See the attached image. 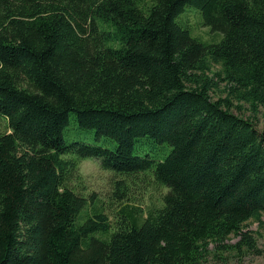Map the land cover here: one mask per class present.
<instances>
[{"label": "trees", "instance_id": "trees-1", "mask_svg": "<svg viewBox=\"0 0 264 264\" xmlns=\"http://www.w3.org/2000/svg\"><path fill=\"white\" fill-rule=\"evenodd\" d=\"M150 1L0 0V264H202L211 245L257 248L264 0ZM188 4L220 41L192 34ZM88 157L119 176L114 222L77 188ZM138 173L168 189L159 205L124 202Z\"/></svg>", "mask_w": 264, "mask_h": 264}, {"label": "rangeland", "instance_id": "rangeland-1", "mask_svg": "<svg viewBox=\"0 0 264 264\" xmlns=\"http://www.w3.org/2000/svg\"><path fill=\"white\" fill-rule=\"evenodd\" d=\"M141 1L151 2L150 0ZM184 12L180 19L188 22L193 35L208 43H215L222 39L223 35L221 32L213 31L210 27L203 24L201 12L194 5H186ZM186 22L182 23L187 24ZM244 114L245 116L251 114L253 117V113L249 109H245ZM254 119L260 131L264 134L263 108ZM7 130H9L8 120L6 117L0 115V132ZM78 174V180H81V185L85 188L76 185L77 188L82 189L85 194H90L93 191L96 192V197L104 204L110 219L114 222L116 210L120 208L119 204L121 202L115 199L114 195L116 181L119 176L113 171L104 168L100 160L95 157L82 159ZM125 182L128 184V188L126 189L128 199L124 202L139 205L145 209L159 205L163 195L168 190L164 185L157 182L151 173H138L132 176H125ZM248 223L247 230H251L253 236L256 238V249L245 247L240 251L232 248L225 250L211 245V252L202 261V264H264V223L261 224L260 221L254 220H250ZM239 240L240 237L232 235L227 243L235 244Z\"/></svg>", "mask_w": 264, "mask_h": 264}]
</instances>
